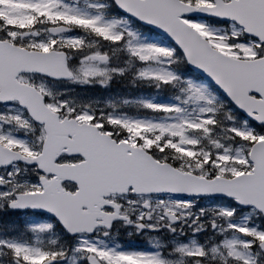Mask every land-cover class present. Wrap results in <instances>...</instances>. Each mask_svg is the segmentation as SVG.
<instances>
[{
  "label": "snow or ice",
  "instance_id": "snow-or-ice-1",
  "mask_svg": "<svg viewBox=\"0 0 264 264\" xmlns=\"http://www.w3.org/2000/svg\"><path fill=\"white\" fill-rule=\"evenodd\" d=\"M0 264H264V0H0Z\"/></svg>",
  "mask_w": 264,
  "mask_h": 264
}]
</instances>
